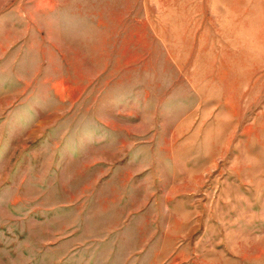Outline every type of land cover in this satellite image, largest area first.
<instances>
[{
	"label": "rangeland",
	"instance_id": "obj_1",
	"mask_svg": "<svg viewBox=\"0 0 264 264\" xmlns=\"http://www.w3.org/2000/svg\"><path fill=\"white\" fill-rule=\"evenodd\" d=\"M0 264H264V0H0Z\"/></svg>",
	"mask_w": 264,
	"mask_h": 264
}]
</instances>
